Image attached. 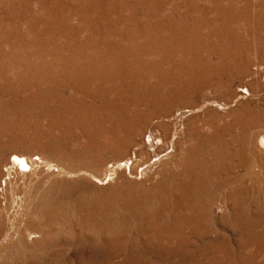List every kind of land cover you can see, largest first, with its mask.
Segmentation results:
<instances>
[{"label":"rangeland","instance_id":"obj_1","mask_svg":"<svg viewBox=\"0 0 264 264\" xmlns=\"http://www.w3.org/2000/svg\"><path fill=\"white\" fill-rule=\"evenodd\" d=\"M263 138L264 0H0V264H264Z\"/></svg>","mask_w":264,"mask_h":264},{"label":"bare ground","instance_id":"obj_2","mask_svg":"<svg viewBox=\"0 0 264 264\" xmlns=\"http://www.w3.org/2000/svg\"><path fill=\"white\" fill-rule=\"evenodd\" d=\"M240 92L242 94H245V92L243 91V89L240 90ZM153 132V131H152ZM155 133V132H154ZM151 133L148 137L147 140L143 139L141 142H138L135 145V150H134V158L139 161H143V162H147L149 160L148 157L150 156V149L146 150V147H151V149L153 148L154 153L155 152H159V150H161L163 147L169 145V147H174L173 144L176 141L175 138L173 136H171L170 138L163 136V134H161L160 136ZM162 133V132H161ZM159 134V133H158ZM176 144V143H175ZM261 145L263 146L262 148H264V138L261 140ZM146 148V149H145ZM169 148V149H170ZM163 150V149H162ZM132 151V150H131ZM164 151V150H163ZM166 151V149H165ZM263 153L264 156V151H261ZM162 153V152H161ZM132 154V153H131ZM158 154V153H157ZM155 154V155H157ZM152 155V154H151ZM160 155V154H159ZM163 155V154H162ZM122 156V155H121ZM131 156V155H130ZM159 157H162L161 155ZM126 158V157H125ZM121 159L119 162H117V166L118 167H126V168H132V166L134 165V160H131L132 158H126V159ZM151 158V157H150ZM30 159V158H29ZM162 159V158H161ZM152 160V158H151ZM151 162V161H150ZM157 162V161H156ZM11 163L15 166H22V168H31V164L30 161L28 160V158L23 155V154H15L13 156V159H11ZM140 163V162H139ZM143 163V165L145 164ZM152 164V163H151ZM154 164V163H153ZM140 165V164H139ZM148 165V164H147ZM150 165H148L149 167ZM147 167V168H148ZM111 170V169H110ZM113 174H115L114 171H110V176H113ZM7 183V182H6ZM2 242V241H1Z\"/></svg>","mask_w":264,"mask_h":264},{"label":"built area","instance_id":"obj_3","mask_svg":"<svg viewBox=\"0 0 264 264\" xmlns=\"http://www.w3.org/2000/svg\"><path fill=\"white\" fill-rule=\"evenodd\" d=\"M36 160H38V161H39V159H36Z\"/></svg>","mask_w":264,"mask_h":264}]
</instances>
